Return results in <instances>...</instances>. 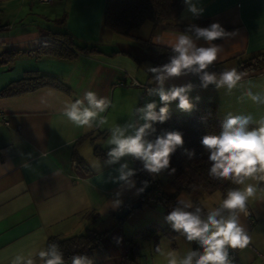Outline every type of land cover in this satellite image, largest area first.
<instances>
[{
	"label": "crops",
	"instance_id": "crops-1",
	"mask_svg": "<svg viewBox=\"0 0 264 264\" xmlns=\"http://www.w3.org/2000/svg\"><path fill=\"white\" fill-rule=\"evenodd\" d=\"M198 7L204 9L200 16L207 17L209 25L219 23L226 31L237 32L213 42L223 46L213 63L223 62L225 69H231L237 58L264 51V0H199ZM104 8L105 0H0V53L14 51L10 60L0 63V90L30 74L53 76L69 88L65 91L45 85L20 94L0 95V110L7 119L6 123L0 120V264H11L15 255L45 247L51 235L68 237L89 228L109 231L104 246L94 252V264H115L123 251L124 223L131 213H141L140 208L145 206H138L124 219L116 220L118 209H112L109 201L120 191L121 207L138 202L137 183L135 188L128 189L111 182L109 176L116 175L118 165L97 171L93 164L106 158L96 157L93 146L99 144L107 152L108 132L116 125L118 111L125 114L127 121L146 98L143 86H154L152 74L146 70L149 61L138 64L128 53L142 59L144 40L171 47L182 32L149 22L132 36L119 35L103 27ZM194 19L184 4L181 22L191 23ZM49 30H67L79 42L96 44L101 52L79 53L73 60L33 54L31 50L46 39ZM200 44L207 46L204 41ZM190 80V76L175 78L166 86ZM240 83L243 87L231 94L209 86L206 90L197 87L191 95L214 103L215 114L221 118L229 112L251 114L254 119L264 116V105L240 99L248 87L254 92L264 91V69L246 73ZM86 91L112 101V106L102 114L107 123L100 128L77 127L62 115L65 102L81 98ZM155 99L158 101V97ZM170 111L185 113L176 107V102L171 104ZM102 131H107L104 138L98 135ZM88 134L93 141L89 137L82 139ZM77 155L85 167L77 164ZM124 159L133 166L130 157ZM161 179L162 190L171 193L173 188L163 176ZM262 189L264 184L248 201V214L240 215L250 243L239 248L235 264H264ZM178 199L189 200L182 193ZM189 244L191 250L193 242Z\"/></svg>",
	"mask_w": 264,
	"mask_h": 264
},
{
	"label": "clouds",
	"instance_id": "clouds-1",
	"mask_svg": "<svg viewBox=\"0 0 264 264\" xmlns=\"http://www.w3.org/2000/svg\"><path fill=\"white\" fill-rule=\"evenodd\" d=\"M198 3L199 0H184L188 12L194 17H199L204 11L198 7ZM236 34V31H226L219 23L206 27L193 23L176 36L167 62L146 68L152 74L151 83L154 86L146 89L145 102L134 109L127 121L109 129L106 159L102 163H94L93 167L102 171L104 166L118 165L114 170L116 175H110L109 180L133 189L136 187L133 177L137 170L130 167L124 158L139 161L142 170L153 177L164 171L169 175L175 174L176 169L170 167V162L178 149L183 148V155L188 159L194 158L195 150L184 148V134L181 131H158L156 125L164 124L171 118L170 106L173 102L180 111L191 113L201 99L199 95L194 98L191 95L197 87L206 90L213 86L216 90L225 89L227 94L237 87H243L240 82L246 73L236 68L226 69L219 74L209 71L223 51L221 44L213 42ZM200 41L207 46L201 45ZM187 76L195 77L199 84L190 80L184 84L166 86L170 80ZM157 97L158 101L155 99ZM245 98L257 105H264V91L254 92L252 87H248L240 97L241 100ZM111 106L109 97L86 91L81 98L66 101L62 115L77 127L97 129L107 123L102 114ZM252 125L255 126L250 127ZM200 144L208 153L211 164L209 177L230 181L239 187L230 188L219 205L207 211L190 200H177L176 206L164 216V221L186 241L195 242L196 247L182 257L174 252L167 253L168 264H232L229 249H243L250 243V237L240 223V215L248 214V201L256 196L258 188L264 184V116L254 119L251 114L234 115L229 112L221 123L219 133L201 136ZM141 183L143 186L136 189L137 194L143 193L149 185L147 180ZM121 196L120 191L114 193V198L109 201L112 209L122 206ZM156 251L163 254L159 247ZM70 260L71 264H94L86 254H75ZM11 264L66 262L60 245L53 242L27 254L15 255Z\"/></svg>",
	"mask_w": 264,
	"mask_h": 264
},
{
	"label": "trees",
	"instance_id": "trees-1",
	"mask_svg": "<svg viewBox=\"0 0 264 264\" xmlns=\"http://www.w3.org/2000/svg\"><path fill=\"white\" fill-rule=\"evenodd\" d=\"M183 7L184 3L182 0H105L103 27L119 35L132 36L133 31L147 21L152 23L153 26L163 25L166 29L179 32H183L189 24L193 23L201 27L209 25V21L205 16L195 17L191 23L181 22L180 14ZM58 21L62 23V20ZM142 43L145 54L142 59L128 53L136 63L139 64L148 60L150 66H158L167 62L171 54V47L155 44L150 40H144ZM31 51L37 56L49 55L65 60H73L79 53L93 54L101 52L96 44L79 42L67 30H49L46 32V39L41 41ZM13 54L14 51L12 50L0 53V63L10 60ZM222 65L223 62L213 63L209 71L219 74L226 70ZM233 68L244 73L260 72L264 69V51L237 58ZM191 79L193 83L199 84L198 79L195 77H191ZM45 85L55 86L65 91L69 90L62 81L53 76L30 74L6 85L0 90V95L20 94ZM170 112L171 118L166 123L156 125L158 131L161 129L181 131L184 134V148L194 149L196 153L194 158L188 159L183 155V148L178 149L172 155L170 162V167L176 169L175 174L169 175L167 171L160 173L173 188V191L167 193L162 190L160 174L153 180L149 173L142 170V164L139 161L131 159L132 168L137 170V174L134 176L137 187L143 186L142 181H149L148 187L143 193L139 194L137 199L139 206L160 203L166 215L176 206L177 197L181 193L186 195L194 205L203 207L200 203V198L204 194H212L219 191L222 201L230 188L239 187L231 184L230 181L212 179L208 175L211 164L208 161V153L200 144V138L207 133L218 134L221 130V123L224 120V118L216 116L214 103L199 101L191 113ZM106 133L107 131H102L98 135L104 138ZM88 137L89 134L82 137V139ZM89 138L93 141L92 137ZM93 154L96 157L106 158V151L99 144L93 146ZM75 160L81 167H85V162L81 157L77 155ZM159 189L161 196L154 202H148L147 197ZM132 204L129 202L125 206L130 207ZM218 205L219 203L216 206ZM159 231H163L169 236L176 233L170 227H161L158 224H151L138 230L134 236L124 238L123 251L115 264H135L139 256L138 239L142 237H157ZM108 232V230L97 231L89 228L84 233L68 237L51 235L46 240V246L49 243H58L64 254L66 264H71L70 258L75 254H86L93 259L94 252L104 246V238ZM195 247L196 244L193 242L192 249Z\"/></svg>",
	"mask_w": 264,
	"mask_h": 264
},
{
	"label": "rangeland",
	"instance_id": "rangeland-1",
	"mask_svg": "<svg viewBox=\"0 0 264 264\" xmlns=\"http://www.w3.org/2000/svg\"><path fill=\"white\" fill-rule=\"evenodd\" d=\"M145 23L149 24L148 21ZM133 33H135V31H133ZM144 102L145 99L144 101H142V104ZM122 107L125 108V106ZM118 112L119 113L116 114V118H115L116 125L122 124L125 121V114L121 110ZM160 178H162L161 174H160ZM220 201H221V193L219 191H216L212 194H204L200 198V203L206 211L209 208L216 207V205L220 203ZM154 204L153 206L147 204L141 207L140 209H143L141 213L135 214L133 212L129 215L127 219L128 221L124 223L122 227V231L126 235V237L134 236L138 230L144 227H148L152 223L158 224L161 227H165V226L170 227L164 221L165 213L163 211L162 205L160 203H154ZM120 228H121V224L118 225L119 231ZM111 238H112V242L115 243V241H113L114 239L112 236ZM138 244H139V256L135 264H168L167 253L174 252L178 257H182L186 254L185 253L186 247L188 251L190 250L189 242L186 241L182 235L178 233H174L172 236H169L163 231H159L157 237L139 238ZM157 247L161 249V252L163 254L158 253L156 251Z\"/></svg>",
	"mask_w": 264,
	"mask_h": 264
},
{
	"label": "built area",
	"instance_id": "built-area-1",
	"mask_svg": "<svg viewBox=\"0 0 264 264\" xmlns=\"http://www.w3.org/2000/svg\"><path fill=\"white\" fill-rule=\"evenodd\" d=\"M40 3H49L51 2L52 0H38ZM144 88V92L146 94V89L148 88V86H143ZM0 120L3 122V123H6L7 122V119H6V116L5 114H3L2 110H0ZM151 178L153 180L156 179V176L153 177L151 175ZM161 196V191L160 189L159 190H156L154 193L150 194L148 197H147V201L148 202H154L157 198H159ZM238 250L239 248L237 249H229V257H230V260L232 261V264H235L236 262V259H237V254H238Z\"/></svg>",
	"mask_w": 264,
	"mask_h": 264
},
{
	"label": "water",
	"instance_id": "water-1",
	"mask_svg": "<svg viewBox=\"0 0 264 264\" xmlns=\"http://www.w3.org/2000/svg\"><path fill=\"white\" fill-rule=\"evenodd\" d=\"M138 206H139V203L134 202L130 207L123 206L119 208L118 211L115 213L116 220L124 219L131 212V210L137 208Z\"/></svg>",
	"mask_w": 264,
	"mask_h": 264
}]
</instances>
